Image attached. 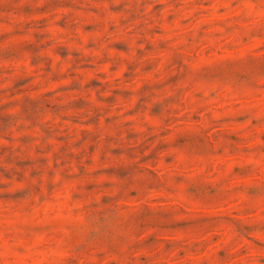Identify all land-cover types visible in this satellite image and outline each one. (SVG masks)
Returning a JSON list of instances; mask_svg holds the SVG:
<instances>
[{"label":"rangeland","instance_id":"1","mask_svg":"<svg viewBox=\"0 0 264 264\" xmlns=\"http://www.w3.org/2000/svg\"><path fill=\"white\" fill-rule=\"evenodd\" d=\"M0 264H264V0H0Z\"/></svg>","mask_w":264,"mask_h":264}]
</instances>
